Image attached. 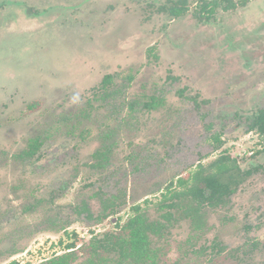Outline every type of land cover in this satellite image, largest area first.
Instances as JSON below:
<instances>
[{"label": "rangeland", "instance_id": "rangeland-1", "mask_svg": "<svg viewBox=\"0 0 264 264\" xmlns=\"http://www.w3.org/2000/svg\"><path fill=\"white\" fill-rule=\"evenodd\" d=\"M203 1L214 0H188L173 19L167 0H0V264L119 232L133 205L156 219L170 182L220 156L259 170L204 210L202 231L180 220L152 238L158 264H264V137L243 123L264 109V0H232L209 21L196 18ZM131 72L122 94L79 116L103 76L123 87ZM37 136L38 161L14 158ZM107 145L106 167L91 168ZM103 202L114 213L98 222ZM82 203L91 219L74 212Z\"/></svg>", "mask_w": 264, "mask_h": 264}, {"label": "trees", "instance_id": "trees-1", "mask_svg": "<svg viewBox=\"0 0 264 264\" xmlns=\"http://www.w3.org/2000/svg\"><path fill=\"white\" fill-rule=\"evenodd\" d=\"M187 2L188 0H167L160 10L168 13L173 19H178L187 13ZM221 5L222 11L235 8L232 0L203 1L199 10L200 16L197 15L196 18L201 20V16L204 15V20L206 18L205 21H209ZM152 50L154 47L147 50V57L158 61V57ZM113 77L107 75L100 83L98 91L101 93V101L122 94L126 89L125 86L133 80L132 75L126 76L123 80V87H119L113 85ZM125 82L128 83L125 85ZM159 102L151 97L141 106L150 110L154 109ZM248 130H256L260 135H264V111H260L252 117ZM215 142V149H217L222 143L219 137L215 138ZM43 143L44 139L41 136L31 139L26 150L22 151L18 157L24 160L34 158ZM110 151L109 145L96 150L91 156L95 162L91 168L104 169ZM237 168L236 162L230 156H221L206 168L199 166L186 178H178L176 185L173 182L168 185L166 193L156 203L159 212L158 218L151 219L140 205H133L131 215L127 222L119 227V232H103L101 235L93 236L88 243L79 248L69 245L67 252L40 264H74L79 259V253L85 254L82 264H158V250L153 247L152 238L164 237L171 226L180 219L189 220L194 231L204 229V208L224 206L227 204L229 196L236 190L231 187L230 183L237 187L243 182L244 178L237 173L229 174ZM249 171L246 172L247 176L252 172L249 173ZM226 175L229 177L224 183L222 180ZM230 176L236 179H230ZM106 205L107 202L102 203L103 208L101 215L98 216V222L107 219L114 213L113 202ZM27 211H30V208H27ZM74 212L78 215L85 213L88 219L92 218L90 210L84 203L74 207Z\"/></svg>", "mask_w": 264, "mask_h": 264}, {"label": "flooded vegetation", "instance_id": "flooded-vegetation-1", "mask_svg": "<svg viewBox=\"0 0 264 264\" xmlns=\"http://www.w3.org/2000/svg\"><path fill=\"white\" fill-rule=\"evenodd\" d=\"M228 11H230V10H228ZM218 28V27H217ZM222 58H224V57H222ZM152 60H154L153 58L151 59V61ZM107 75H112V76H114L113 77V85H115V81H116V77L118 76L116 73L115 74H106L105 76H107ZM129 75H132V77H133V80H132V82L134 81V79H135V75L131 72V73H129L127 76H129ZM105 76H103V78L105 77ZM103 78H101V80H100V82L98 83V85H96V86H94V87H92V88H90V89H88V92H90L91 94H92V96H91V99H88L87 101H86V103H85V105L83 106V108L81 109V111H80V114L81 115H79V116H82V117H88L89 118V115H90V111L94 108L93 107V102H94V100H99V101H101V93H100V91H98V88H99V86H100V83L102 82V80H103ZM131 82V83H132ZM128 83V82H127ZM130 83H128V85H129ZM122 85H123V83H122ZM118 86V85H117ZM120 87V86H119ZM124 90H126V89H124ZM124 92V91H123ZM184 94V91H181V94L179 95V96H184L183 95ZM133 102H128V105L130 106V104H132ZM132 109L134 108V107H132V106H130ZM147 110H149V109H147ZM150 110H153V109H150ZM260 111H264V109H260L258 112H260ZM257 115V114H256ZM255 115V116H256ZM78 116V117H79ZM247 120H249V123H248V125L245 123ZM251 121H252V117L251 118H244L243 119V123H244V125L246 124V131H256V130H248L249 129V127H250V125H251ZM234 131V130H233ZM257 132V131H256ZM259 134V133H258ZM260 135V134H259ZM260 136H263L264 137V135H260ZM37 137H39V136H37ZM37 137H34V138H37ZM34 138H31V139H34ZM41 138L42 139H44L42 136H41ZM31 139H29L28 140V142L31 140ZM28 142H27V144H26V147L22 150V151H24V150H26V148H27V145H28ZM45 144V139H44V143H43V145ZM43 145L41 146V148H40V151H41V149H42V147H43ZM110 147H111V151H110V154H109V156L111 155V153H112V150H113V148H114V146L113 145H109ZM22 151H20L18 154H16L15 156H14V158H19L18 157V155L22 152ZM40 151L38 152V154L37 155H35V157L34 158H32V159H30V160H24V159H21V158H19L18 160H20V161H23V162H34V161H38L40 158H41V156L43 155H41V153H40ZM92 156V155H91ZM221 157V156H220ZM233 159V158H232ZM235 161V160H234ZM236 162V164H237V166H238V168L236 169V170H234L233 172H231V173H229V174H232V175H234L233 173H237L238 175H240L241 177H243L244 178V180H246V178H248L249 176L251 177L253 174H254V172H256V170H259V169H255V168H246V169H241V167H240V165L237 163V161H235ZM91 166V165H90ZM200 165H197L196 167H195V169L197 168V167H199ZM204 168H206V167H204ZM252 171L251 173H250V171ZM192 171H194V170H192ZM192 171H190V172H192ZM247 171H249V175L247 176V174H246V172ZM190 172H188L187 174H189ZM180 177H183V175L181 174V175H179V176H177V178H176V181H177V179L178 178H180ZM228 175H226V176H224L223 177V180L224 179H226V180H228ZM231 177V176H230ZM230 179H236V178H233V177H231ZM222 180V181H223ZM176 181L175 182H173V184L174 185H176ZM225 183V182H224ZM244 182H242L241 184H243ZM171 184V182L169 183V185ZM241 184H238L237 185V187H235V185L233 184V183H230V185H231V187L233 188H235L236 190H235V192H233L232 194H231V196L232 195H234L235 193H236V191L238 190V188L241 186ZM168 187V186H167ZM166 191H167V188L165 189V192L164 193H166ZM164 193H161V197H162V195L164 194ZM231 196H229V198L231 197ZM161 200V199H160ZM229 200V199H228ZM159 201V200H158ZM107 205H109V203L107 202ZM106 205V206H107ZM88 207V206H87ZM217 207H221V205H219V206H217ZM113 208V210H114V207H112ZM206 208H215V207H205L204 208V210L206 209ZM89 209V208H88ZM25 211H27V209L25 210ZM113 214V213H112ZM80 216V215H79ZM87 217V216H86ZM110 217V216H109ZM108 217V218H109ZM107 218V219H108ZM106 220V219H105ZM180 220H187V219H180ZM180 220H178V222L180 221ZM177 222V223H178ZM176 223V224H177ZM175 225V224H174ZM173 225V226H174ZM173 226H171V227H173ZM203 230V229H202ZM202 230H200V231H202ZM194 231V230H193ZM199 231V230H198ZM196 232V231H195Z\"/></svg>", "mask_w": 264, "mask_h": 264}]
</instances>
